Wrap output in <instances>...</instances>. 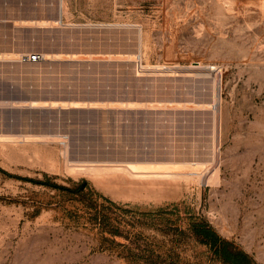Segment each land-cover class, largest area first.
I'll use <instances>...</instances> for the list:
<instances>
[{
    "label": "rangeland",
    "instance_id": "rangeland-1",
    "mask_svg": "<svg viewBox=\"0 0 264 264\" xmlns=\"http://www.w3.org/2000/svg\"><path fill=\"white\" fill-rule=\"evenodd\" d=\"M33 52L44 60L19 61ZM70 100L103 108L46 107ZM64 146L73 161L199 174H72ZM47 179L86 181L131 212L105 211L101 231L83 204L34 182ZM158 208L177 214L142 215ZM190 217L264 264V0H0V264H128L121 253L148 243L221 264L187 231Z\"/></svg>",
    "mask_w": 264,
    "mask_h": 264
},
{
    "label": "trees",
    "instance_id": "trees-1",
    "mask_svg": "<svg viewBox=\"0 0 264 264\" xmlns=\"http://www.w3.org/2000/svg\"><path fill=\"white\" fill-rule=\"evenodd\" d=\"M36 184L42 185L54 191L61 193L69 198L70 201L78 202L84 205L86 213L91 222H94L97 227L103 231L107 223L108 216L105 211L112 209H120L122 211L131 212L128 209H123L112 201L102 197L86 181L71 182V186H63L56 183H51L49 179L44 182L34 181ZM102 198L108 206L99 202ZM177 214L174 208L168 210L158 208L143 213V216L151 220H166L170 215ZM190 223L187 231L195 238L199 245L204 246L210 253L211 260L220 262L221 264H257L253 258L245 251L236 247L232 242L223 238L211 225L206 221L197 217H190ZM139 222V220H136ZM178 235L184 236V231L176 229ZM155 247V248H154ZM122 258L128 264H185L182 261L181 253L174 247L165 248L159 246H151L150 243L140 246L135 249L129 248L124 253H121Z\"/></svg>",
    "mask_w": 264,
    "mask_h": 264
},
{
    "label": "bare ground",
    "instance_id": "bare-ground-1",
    "mask_svg": "<svg viewBox=\"0 0 264 264\" xmlns=\"http://www.w3.org/2000/svg\"><path fill=\"white\" fill-rule=\"evenodd\" d=\"M60 7H61V10L63 11V6H62V1H61V4H60ZM61 11V12H62ZM61 14V13H60ZM141 45V44H140ZM134 56V55H133ZM132 55H128V56H126V58L124 59L125 61H133V58L131 59L130 57H133ZM110 58V57H109ZM138 58V57H137ZM62 58L61 57H57L56 58V60H61ZM64 59V58H63ZM65 60H67V59H65ZM122 60V59H121ZM176 71V70H175ZM177 74V73H176ZM216 95H218V94H216ZM216 95H215V97H214V101L213 102H217V104L215 103L214 105H219L218 103V101H219V99H218V96L216 97ZM25 101V102H24ZM24 101H22L23 102V106L25 105L26 107H28V108H44L45 107V102L44 103H42V102H40V101H37V100H31V101H26V100H24ZM21 102V101H20ZM19 101H16V102H8V103H11L12 105H15L16 103H20ZM21 102V103H22ZM128 103H130L129 101H127ZM134 102H136V101H134ZM133 102V103H134ZM110 102H108V104H109ZM125 103V102H124ZM132 103V102H131ZM138 103V102H137ZM139 103H141V102H139ZM148 103V102H147ZM153 103H155V102H153ZM161 102H159L158 104H160ZM3 104V103H2ZM105 104V103H104ZM48 105V104H47ZM103 104L102 103H100V102H85V101H78V100H70V101H64V102H50V104H49V106H46V107H51V108H61V109H102L103 108V106H102ZM131 105V104H130ZM134 105V104H133ZM143 105V104H142ZM147 105V104H146ZM150 105V104H149ZM149 105H147V106H149ZM214 105H210L211 107L212 106H214ZM128 106V105H127ZM136 106H137V104H136ZM140 106V105H139ZM12 107H20V106H12ZM135 107V106H134ZM146 107V106H145ZM150 107H152L151 105H150ZM154 107V106H153ZM128 108V107H127ZM131 108H133V107H131ZM130 108V109H131ZM137 107H135V109H136ZM158 108V107H157ZM134 109V108H133ZM154 109H156V108H154ZM18 138L19 137H21L22 138V140L23 141H25L26 139V137L27 136H25V135H18L17 136ZM52 137V136H51ZM53 137H55V136H53ZM60 137H61V135H60ZM63 137V136H62ZM58 138V137H57ZM67 139V138H66ZM68 140V139H67ZM66 141V140H65ZM66 142H68V141H66ZM65 142V143H66ZM69 144V143H68ZM66 146H68V149H69V145H66ZM64 148H66L65 150H63V152L61 153V155H63L64 157H65V159H66V161H67V163H66V161H65V166H67V168L65 167V169H66V171H70L72 174L73 173H77L78 175H80V174H87V175H92V176H94V177H96L97 176V174L99 175V173H100V171H102V174H103V171H106V172H119V173H122V174H126V175H129V177H131V178H165V177H171V178H174L173 176H178V175H182L183 177H185V176H187V175H195V174H199V172H197V171H189V172H186V171H184V172H181V173H179V172H171V171H169V168H166V167H159V165H163V163H160V162H142V161H137V160H131V161H129V160H127V161H125V160H123V161H112V160H106V161H102V160H100L99 158L97 159V157L94 159H92V158H90L89 156H84V158L83 157H81L83 160H78L79 158L77 157V158H75V159H77L76 161L74 160H71L68 156H69V152L71 153V151H67V147H65L64 146ZM60 150V149H59ZM69 150H71V149H69ZM62 151V150H61ZM60 151V152H61ZM98 151V150H97ZM79 152H81L80 150H79ZM93 153V152H92ZM100 153V152H99ZM98 153V154H99ZM77 154V153H76ZM75 154V155H76ZM59 155V154H58ZM71 155V154H70ZM93 155H94V153H93ZM97 155V154H96ZM107 155V154H106ZM100 156V155H99ZM102 156V155H101ZM58 157V156H57ZM72 157V156H71ZM80 157V156H79ZM121 158V157H120ZM59 159H60V157H59ZM128 159V158H127ZM121 160V159H120ZM214 161V160H213ZM212 161V162H213ZM63 162H64V160H63ZM201 163V162H200ZM185 164H187V165H199V163H185ZM204 164V163H203ZM205 164H207V163H205ZM213 164H214V162H213ZM63 165V164H62ZM52 166V165H51ZM208 166V165H207ZM64 168V167H63ZM63 170V169H62ZM208 171V170H207ZM211 171V170H210ZM214 173H213V175L215 176V177H217V167L216 168H214ZM105 172V173H106ZM212 174L210 175V178L212 179V178H214V180L216 181V179H215V177L213 176ZM74 176H77V175H74ZM198 176V175H197ZM90 177V176H89ZM209 178V180L211 181V179ZM207 181V180H206ZM209 181V182H210ZM214 181V182H215ZM135 182V181H134ZM208 182V181H207ZM211 183H213L212 181H211ZM132 184V183H131ZM109 185H111V184H109ZM141 185V184H140ZM166 185V184H165ZM108 186V185H107ZM114 186V185H113ZM124 186V185H123ZM130 186H132V185H130ZM122 187V186H121ZM120 187V188H121ZM147 187H149V186H147ZM115 188V187H114ZM139 188V187H138ZM141 188H142V186H141ZM146 188V187H145ZM144 187H143V189H145ZM150 188V187H149ZM151 188H154V187H152L151 186ZM169 188V187H168ZM116 189V188H115ZM110 190V189H109ZM117 190V189H116ZM118 190H119V188H118ZM131 190V189H130ZM130 190H129V192H130ZM146 190V189H145ZM149 190V189H148ZM169 190V189H168ZM143 191V190H142ZM165 191V190H164ZM112 192V191H111ZM128 192V193H129ZM149 192H152V190L150 191L149 190ZM157 192V191H156ZM116 193H119V191L118 192H116ZM135 193V192H134ZM154 193V192H153ZM159 193H161V190H160V192ZM162 193H163V190H162ZM114 194H115V192H114ZM139 194H143V193H139ZM118 195H120V194H118ZM132 195V198L133 197H135V195L136 194H134V196H133V194H130L129 196H131ZM125 196H126V194H125ZM125 196L124 197H122V198H125ZM137 196H138V194H137Z\"/></svg>",
    "mask_w": 264,
    "mask_h": 264
},
{
    "label": "built area",
    "instance_id": "built-area-1",
    "mask_svg": "<svg viewBox=\"0 0 264 264\" xmlns=\"http://www.w3.org/2000/svg\"><path fill=\"white\" fill-rule=\"evenodd\" d=\"M42 60H44V55H42L39 52H33L31 54L28 55H23L20 57L19 61L21 63H30V64H34V63H39ZM66 137H64L65 139ZM61 144H65V141L62 140Z\"/></svg>",
    "mask_w": 264,
    "mask_h": 264
}]
</instances>
